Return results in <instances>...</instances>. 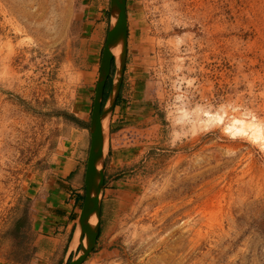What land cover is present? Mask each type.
Instances as JSON below:
<instances>
[{
  "label": "rangeland",
  "instance_id": "obj_1",
  "mask_svg": "<svg viewBox=\"0 0 264 264\" xmlns=\"http://www.w3.org/2000/svg\"><path fill=\"white\" fill-rule=\"evenodd\" d=\"M110 13L111 0H0V264L80 252L78 230L39 239L31 186L73 143L88 155ZM126 17L83 264H264V146L226 130L264 124V0H126ZM199 108L223 120L202 128Z\"/></svg>",
  "mask_w": 264,
  "mask_h": 264
},
{
  "label": "water",
  "instance_id": "obj_2",
  "mask_svg": "<svg viewBox=\"0 0 264 264\" xmlns=\"http://www.w3.org/2000/svg\"><path fill=\"white\" fill-rule=\"evenodd\" d=\"M118 6V19L116 25H112L111 17L113 7ZM127 33V17H126V0H111L110 13V29L108 31L106 44L102 51L101 72L100 79L96 86V93L94 97L91 122H90V146L87 155L84 185L85 198L81 214L79 216L76 229L73 233V238L77 229H80V240L88 239V247H83L80 242V252L77 257L71 260L68 264H83L88 255L92 252L98 235V223L100 215V194L103 188L104 174H103V150L106 135L107 120L112 112V108L116 102L117 93L119 90V79L123 71L124 54H125V39ZM122 38V54L116 56L110 51L112 42ZM117 59L118 65L116 69L117 78L113 89L109 94L105 107H102L103 91L105 83L111 72L112 61ZM103 105V106H104ZM104 124V127H103ZM96 214L97 222L95 227L87 225V220L92 214Z\"/></svg>",
  "mask_w": 264,
  "mask_h": 264
},
{
  "label": "crops",
  "instance_id": "obj_3",
  "mask_svg": "<svg viewBox=\"0 0 264 264\" xmlns=\"http://www.w3.org/2000/svg\"><path fill=\"white\" fill-rule=\"evenodd\" d=\"M120 132L127 133L124 135L128 140H133L140 133L126 127ZM111 147L113 149V144ZM83 148L84 143H73L49 178L34 182L31 186L36 207L35 228L39 232V239L47 245L56 247L62 244L76 229L85 198L87 155Z\"/></svg>",
  "mask_w": 264,
  "mask_h": 264
},
{
  "label": "bare ground",
  "instance_id": "obj_4",
  "mask_svg": "<svg viewBox=\"0 0 264 264\" xmlns=\"http://www.w3.org/2000/svg\"><path fill=\"white\" fill-rule=\"evenodd\" d=\"M118 6L115 5L113 7L112 11V17H111V23L112 25H116L117 19H118ZM122 38L119 37L117 40L111 43L110 45V51L116 55L121 56L122 54ZM198 113H204V118L199 119L200 125L202 128H208L215 122H221L223 120V113H211L209 111H202L201 108L197 109ZM104 127V124H103ZM226 130L228 133L235 135V134H243L245 132H249L252 140H255L256 142H259L260 145L264 146V124L263 123H255L252 120L246 121L242 118L233 117L229 123V125L226 127ZM105 153V146L103 150V154ZM97 222V216L96 214H92L89 219L87 220V225H90L91 227H95ZM78 230L77 236L79 237L80 244L85 248L88 247V239L80 240V229Z\"/></svg>",
  "mask_w": 264,
  "mask_h": 264
},
{
  "label": "trees",
  "instance_id": "obj_5",
  "mask_svg": "<svg viewBox=\"0 0 264 264\" xmlns=\"http://www.w3.org/2000/svg\"><path fill=\"white\" fill-rule=\"evenodd\" d=\"M111 83H112L111 77L109 76L108 79H107V81H106V83H105V86H104L102 105L105 104V101L107 99V96H108V94L111 91Z\"/></svg>",
  "mask_w": 264,
  "mask_h": 264
}]
</instances>
